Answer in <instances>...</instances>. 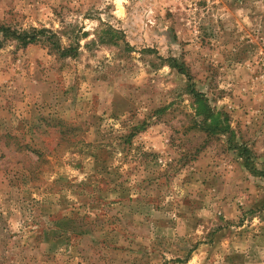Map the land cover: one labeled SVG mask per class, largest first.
Segmentation results:
<instances>
[{
	"label": "rangeland",
	"instance_id": "obj_1",
	"mask_svg": "<svg viewBox=\"0 0 264 264\" xmlns=\"http://www.w3.org/2000/svg\"><path fill=\"white\" fill-rule=\"evenodd\" d=\"M0 264H264V0H0Z\"/></svg>",
	"mask_w": 264,
	"mask_h": 264
},
{
	"label": "trees",
	"instance_id": "obj_2",
	"mask_svg": "<svg viewBox=\"0 0 264 264\" xmlns=\"http://www.w3.org/2000/svg\"><path fill=\"white\" fill-rule=\"evenodd\" d=\"M69 51H70V48H69V49L67 48V49L62 50L61 53H65V54H67ZM178 71H180V70L178 69Z\"/></svg>",
	"mask_w": 264,
	"mask_h": 264
}]
</instances>
